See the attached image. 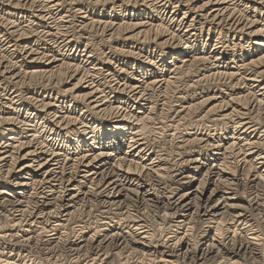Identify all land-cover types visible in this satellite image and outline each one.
Returning <instances> with one entry per match:
<instances>
[{
  "label": "bare ground",
  "instance_id": "bare-ground-1",
  "mask_svg": "<svg viewBox=\"0 0 264 264\" xmlns=\"http://www.w3.org/2000/svg\"><path fill=\"white\" fill-rule=\"evenodd\" d=\"M263 188L264 0H0V264H254Z\"/></svg>",
  "mask_w": 264,
  "mask_h": 264
},
{
  "label": "rangeland",
  "instance_id": "rangeland-1",
  "mask_svg": "<svg viewBox=\"0 0 264 264\" xmlns=\"http://www.w3.org/2000/svg\"><path fill=\"white\" fill-rule=\"evenodd\" d=\"M126 31H127L126 29H125L124 31L122 30L121 33L123 34V33L126 32ZM95 35H96V34H94L93 41H95V42L97 43L98 46H100V44H102L100 47L105 48V47L103 46V43L101 42V41H102V40H101L102 37H101V39H100L99 37H97V35H96V36H95ZM99 35H100V34H99ZM98 39H99V40H98ZM255 39H257V38H254V37H253V40H255ZM260 39H261V38H260ZM96 40H97V41H96ZM104 44H106V42H105ZM146 44H147V43H146ZM248 44H249V42L244 41V45H248ZM250 44H251V43H250ZM98 46H97V47H98ZM100 47H98V48H100ZM106 47H108V44H106ZM150 47L153 49V46H152V45H150ZM150 47H149V48H150ZM210 49H211V48H210ZM210 49H208V50L206 51V52H207L206 55L209 54ZM171 59H172V58L169 56L168 60H171ZM191 75H192V73H191L188 77H186V76H187V75H186V76H185L186 79L189 80V79L191 78ZM186 79H185V80H186ZM187 80H186V81H187ZM76 81H77V80H73V81H70L69 83H65L64 85L61 86V89L71 88V87L73 86V84H74ZM213 85L215 86V84H213ZM199 91H200V90H199ZM204 94H206L204 98H201V97H200V94H199V99H200V98H201V99L198 100V102H201V103H199L198 105H199V107H200V106H201V107L199 108L198 105L196 106V108H197V107L199 108V109H198V108L196 109V110H198L197 113H199V112H201V111H202V113H204L209 107H211V105L214 104V103L205 104V102H204V105H203V103H202L203 100H204L206 97H209L210 95H212V92H207V93H204ZM202 105H203V106H202ZM208 105H209V106H208ZM154 139H155V136H152V141H154ZM161 139L163 140V142H162ZM166 139H167V140H166ZM168 140H169V141H168ZM159 141H160V142H159ZM159 141H158V143H159L158 145H159V146L161 145V146L159 147L160 149H162V148H163V149H166V148H167V149H166V152H170V151H172V150H173V151L175 150V148H174V144H175V143H174L173 141H171L169 138H167V137H166V138L163 137V138H160ZM164 143H165V146H164ZM173 143H174V144H173ZM171 148H172V149H171ZM170 149H171V150H170ZM167 150H168V151H167ZM10 181L13 182L14 180L12 179V180H10ZM9 183H10V182H9ZM197 184H198V182L195 183L196 186H197ZM8 185H10V184H8ZM125 192H126V191H125ZM261 192H262V193H261V194H262L261 196H262V199H263V202H264V188H263V190H262ZM128 193H129V192H128ZM130 195H131V194H130ZM132 195H133V194H132ZM129 198H130V196H129ZM263 213H264V206H263V211H262L261 214H260V216H261L260 218H259V214L256 213V214H257V215H256V216H257V220H258V222H259L258 224H260V223L262 222V227L264 226V217H263ZM78 214H79V213H78ZM82 214H83L84 217L81 216ZM77 216H78V218H79V217H80V218L82 217L81 219H87V218H85V217L87 216V215H86V211H83V213H82V211H81L80 214L77 215ZM146 216H147V218H149V222H150V224L153 225L152 227H155V225L157 226V225L160 223L159 221H158V222L156 221V217H155L153 214H150V215L147 214ZM151 216H152V217L154 216V217L152 218ZM260 220H261V221H260ZM262 220H263V221H262ZM151 221H152V222H151ZM72 222H74V220H72L71 223H72ZM72 225H73V224L68 225L67 227L70 228V229L68 230V228H66V229H64V231H68V232L71 231V234H72V229H71V228H72ZM259 227L261 228V224L259 225ZM156 228H157V227H156ZM261 229H263L262 231L264 232V227L261 228ZM200 233H201V232H199L198 234H200ZM71 234L69 235V237L72 236L71 239H72V240H73V239L75 240L76 238H74V234H72V235H71ZM40 236H41V235H38V239L40 240L39 242H41V241H43V240L45 239V237H44L43 235L41 236L42 238H41ZM198 236H201V235H198ZM74 240H73V241H74ZM1 242H3V241H1ZM34 247H35V248H34ZM34 247H33L32 251L34 252L33 254H35V256H42V254H45V253L47 252V249H44L45 247H43V245H42L41 243H40L39 246L35 245ZM42 247H43V248H42ZM40 248H42V249H40ZM262 248H264L263 245H262V247L260 246V250H262V258L259 256L260 258L256 259V262H255L254 264H264V249H262ZM36 249H37V250H36ZM59 249H60L61 252L59 251V252H58V255L60 256V261L62 262V263H61V262H60V263H61V264H68V263L70 264L69 260L67 259V256L69 255L68 252H67V250H65V248L62 247V246L59 247ZM59 249H58V250H59ZM45 251H46V252H45ZM64 251H66V252H64ZM38 252H39V253H38ZM63 258H64V259L66 258V260H65L66 262H64V259H63ZM241 261L244 262L245 260L241 259ZM253 261H254V260H252V259H251V260H248V264H252ZM245 263H246V262H245ZM246 264H247V263H246Z\"/></svg>",
  "mask_w": 264,
  "mask_h": 264
}]
</instances>
